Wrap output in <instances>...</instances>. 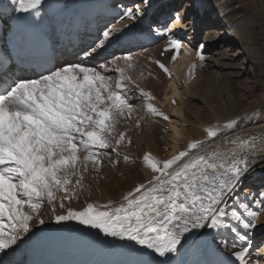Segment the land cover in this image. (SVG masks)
I'll return each mask as SVG.
<instances>
[{
    "label": "snow or ice",
    "instance_id": "1",
    "mask_svg": "<svg viewBox=\"0 0 264 264\" xmlns=\"http://www.w3.org/2000/svg\"><path fill=\"white\" fill-rule=\"evenodd\" d=\"M42 2L9 0L7 11L39 17ZM141 4L149 6L148 0H140L124 8L118 23L143 16ZM167 21L188 27L180 10ZM151 31L165 41L161 56L167 53L170 62L176 61L182 46L186 55L194 51L201 63L205 60V44L186 43L168 31L167 23ZM125 35L121 29L106 28L77 60L53 64L34 76L15 75L7 62L0 69V253L18 246L35 225L45 224L46 203L55 224L74 232L80 229L71 228V222L95 230L94 235L81 234L99 244L121 242L125 258L120 264H171L167 258L186 252L201 258L184 264H261L256 252H264V247L253 248L252 234L260 215L255 209L264 211V193L243 200L238 195L258 158H264V142L257 147L256 136L231 137L211 150L204 142H189L186 150L162 162L145 154L143 163L153 173L147 184L137 185L119 202L87 203L80 210L70 206L77 191L85 189L90 168L99 172L104 157L113 166L120 162V145L131 143L120 131L122 123L134 115L137 128L146 115L169 119L151 103L155 97L127 71L135 67L130 52L113 54L103 63L88 62ZM149 61L171 78L165 62L151 57ZM195 68L192 64L189 77ZM140 97L145 115L136 113L132 103ZM223 126L230 132L235 127L231 122ZM204 132L212 142L221 135L215 125ZM123 161L134 162L127 154ZM57 193L63 195L58 198ZM208 235L210 241L204 239ZM225 252L230 257L218 259ZM153 255L162 259L153 260ZM0 264L10 262L0 259Z\"/></svg>",
    "mask_w": 264,
    "mask_h": 264
},
{
    "label": "bare ground",
    "instance_id": "2",
    "mask_svg": "<svg viewBox=\"0 0 264 264\" xmlns=\"http://www.w3.org/2000/svg\"><path fill=\"white\" fill-rule=\"evenodd\" d=\"M132 1L135 3L131 4ZM224 2L226 0H148L149 6L145 7L144 4H141L145 12L143 16H137L134 20H124L123 24L128 25V28L125 29L123 24L118 23L120 15H122V10L126 7H134L137 3H140V0H43L41 8L46 12L54 8L51 16L64 10L71 11L75 14L78 10L94 9L98 13L96 29L93 31L97 39L101 38L102 32L109 27L121 29L126 33L124 37L119 39L120 41L113 39L108 44L106 51H102L94 59L90 58L88 62L103 63L105 58L111 60L113 54L116 57H120L130 52L134 57L135 67L127 71L131 72L133 78L138 80L141 87L155 97L151 103L169 117L168 120H164L161 117L146 115L140 121L142 135L137 133L139 128L135 126V115L130 122L122 123L120 131H124L129 138L131 137L133 139V142H123L122 150L120 151L121 157L127 154L134 162L125 163L123 160H120L116 167V165L113 166L108 160L103 166L101 174L97 172L94 177V173H86L83 181L86 186L85 192L77 191V199L72 200L70 203L73 209L80 210L87 203L104 204L109 200L119 202L124 194L134 189L137 185L142 183L147 184L151 180L153 173L143 163L142 158L145 154L162 162L177 155L180 151L186 150L187 144L193 141L204 142L206 150H211L217 145L222 144L225 139L235 136H256L258 137L257 147L260 146L261 142H264V116L260 114H249L245 111L235 113L231 111L236 107L233 105L232 100L228 104L230 105V107L228 106L229 110H224L227 102H222L223 99L221 101L218 99L217 102L211 99V97L209 98L210 101L208 102L210 103L208 104H211L220 113L212 121L213 123L209 122L212 117L201 118L198 114L196 115V110L193 119L188 116L189 106L186 103V98L196 101L191 91H196L200 86L198 84L197 72L203 65L210 71H214V74H216L214 84L224 89L228 96L231 95L229 87L230 80L233 78L240 80L246 75L248 70L254 67L252 62H249V65L245 63L246 46L252 48L255 45L250 36L251 22H249L248 17L228 15L225 8L218 7ZM262 2L264 5V0ZM177 3L179 6L181 5L178 9ZM170 4L174 8L166 11L165 8L170 7ZM9 6V0H0V10L3 12L0 14V20L1 16L8 18L5 23L1 24L0 22V38L1 35H4L6 29L9 30L14 22L25 14L14 11L8 12L7 9ZM175 10H180L182 15L186 14L187 28L184 25L178 23L173 24L167 21V17L173 14ZM150 12L151 15L156 16L153 18L152 24L145 30L143 27L146 26L147 17L150 16L148 15ZM165 23H167V29L170 33H176L186 43H190L193 46L201 43L206 45L204 49L205 60L203 63L196 58L194 51H188L186 55L185 52L187 49L183 46L178 53L176 61L170 62L167 53L161 56L165 41L151 31V29L157 26H163ZM5 25L7 28L3 31V26ZM185 32H187V35H184ZM129 42L134 45L130 47ZM141 44L148 47L136 48ZM151 45L152 47H149ZM134 46H136V50L132 48ZM1 47L3 48L4 46L2 45ZM88 47L80 46L78 49H86ZM77 50H74V52H77ZM149 57L165 62L172 73L171 78L162 75V70L157 65L151 63ZM68 61H75V59L65 57L59 64ZM119 63L121 67L124 66L123 61ZM192 64H196V68L193 75L189 77L187 73ZM109 68L112 73H115L114 67L110 65ZM141 72L144 73L143 78L140 77ZM149 72L152 73V76L148 75ZM205 94L204 96H207ZM132 103H137L135 104V111L137 113L145 115L143 97L134 99ZM262 109H264V103H262ZM201 120H204L205 123H201ZM226 122H231L235 126L234 130L230 132L228 128H225L223 125ZM210 125L217 126L221 133L214 142L204 132V128ZM163 130L166 131L165 134L162 133ZM223 133H228V135H223ZM80 155L83 156L85 153H80ZM91 177L96 181L90 183L89 179ZM251 184L253 185L250 186ZM244 185L239 190V194H241L239 197L241 199L254 195L259 198L257 193H264V158H258V163L252 167L248 176L245 178ZM260 185H262V189L259 188ZM90 186L94 188L91 193L88 189ZM62 195L58 194L57 197L59 198ZM250 202L251 200L248 201V203ZM46 205L42 209L45 224L35 225L31 233L22 242H18V246H13L12 249L7 250V253H0V259L10 262V264H29L26 251L28 240L33 238L45 226L50 228L54 234L60 233L58 225L50 219V211ZM257 208L255 210L260 212V215L256 221L257 227L253 230L252 240L253 244H255L254 249L258 250L264 247V211L257 210ZM56 211H61L58 204ZM81 233L94 235L95 230L80 229L73 236L70 244L72 249L64 254L68 259L74 261L75 264H120V261L125 258L122 255L123 246L121 242L114 241L110 244H99L86 238ZM204 239L210 241L211 236H205ZM257 244L259 248H257ZM256 255L261 257V264H264V252L258 250ZM225 257H230V253L225 252L224 257H218V259ZM151 258L153 260L162 259L154 255ZM200 258L199 253L186 252L179 257H169L167 259L171 261V264H184L186 261H193Z\"/></svg>",
    "mask_w": 264,
    "mask_h": 264
},
{
    "label": "rangeland",
    "instance_id": "3",
    "mask_svg": "<svg viewBox=\"0 0 264 264\" xmlns=\"http://www.w3.org/2000/svg\"><path fill=\"white\" fill-rule=\"evenodd\" d=\"M134 3H135L134 1L131 2V4H134ZM177 5H178V3H177ZM180 7H181V5L180 6L178 5L177 9ZM218 7L225 8V10H227L226 12L228 15L230 14L231 16L233 15V16L246 17V18L248 17L249 22H251L250 23L251 24V26H250L251 35L250 36L255 43V45H254L255 48L254 47L249 48L246 46V48H245V53H246L245 63H246V65H249L250 64L249 62H252V64H254V67H253L254 69L252 68V69L248 70L246 72V75L244 77H242L240 80L235 79V78L230 80V84H229L230 93H231V95H230L231 97H230V96H228V94H226L224 89L219 87V85L214 84V79L216 78V74H214V71H210L208 68H206L203 65L197 72L198 81H199L198 84L200 86L196 91H191V93H193V96L196 98V101L186 98V103L189 106L188 116L191 119H193L195 117V110H196V115L198 114L199 117H201V118L212 117L209 122L213 123L212 121H214L215 117L219 116L218 114H220V113H219V110L214 109L211 104H208V103H210V102H208V101H210V99H209L210 97H211V99L216 100L217 102H218V99H219V101H221V99H223L222 102H227V105L224 107V110H226V109L229 110L228 106L230 107V105H228V104H229L230 100H232L233 105H235L236 107L234 108V110L230 109L231 111H234L235 113L245 111L246 113H249V114H256V115L260 114V115L264 116V109H262V103H264V98H263L264 97V5H263V2H262V0H226V2L222 3V5H219ZM173 8L174 7H172V5L170 4V7L165 8V10L170 11ZM163 11H164V9H163ZM160 12H162V11H160ZM155 16L152 15V17H150V18L147 17L146 29H148L150 24H152V20H153V18H155ZM152 45H154V44H152ZM152 45L149 47H152ZM145 47H148V46L140 45L136 48H145ZM136 48H135V50H136ZM161 74L165 75L163 73V71L161 72ZM207 90H208V92H207ZM197 91H199L198 92L199 95H198ZM204 94L207 96H204ZM215 95H218V96H215ZM215 97H216V99H215ZM205 99H207V100H205ZM133 104L135 105L137 103H133ZM135 109H136V107H135ZM203 111H204L205 115L203 114ZM136 113H137V111H136ZM201 123H205V121L203 120ZM138 128L140 131L138 130L137 133L142 135L141 127H138ZM162 133L165 134L166 131L163 130ZM126 136H127V134H126ZM130 140L132 143L133 139L131 137H130ZM122 145H123V143L120 145V149H119L120 151L122 150ZM125 149H127V148H125ZM108 160H109L108 157L103 158V165L99 171L100 174L102 173L103 166L106 164V162ZM120 160H123V157H121ZM117 166H118V164H116V167ZM88 172L91 174L94 173V177L97 173L95 171H92L91 168ZM93 181H96V180L93 177H91L89 179V182L92 183ZM252 185L253 184H251L250 186H252ZM244 186H247V185H244ZM259 188L262 189L263 188L262 185H260ZM88 189L90 190V193L92 192V189L94 190L93 186L92 187L90 186V188H88ZM78 191L80 192V190H78ZM83 191L85 192V189ZM58 194H62V193H57V196H58ZM238 195L241 196V194H239V193H238ZM258 195H259V193H257V196ZM250 203H252V201ZM257 210H259V208H257ZM254 246H255V244H253V248H254ZM258 246L259 245L257 244V248H259Z\"/></svg>",
    "mask_w": 264,
    "mask_h": 264
}]
</instances>
